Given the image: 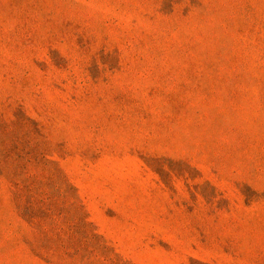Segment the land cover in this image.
Listing matches in <instances>:
<instances>
[{"label": "rangeland", "instance_id": "374dc122", "mask_svg": "<svg viewBox=\"0 0 264 264\" xmlns=\"http://www.w3.org/2000/svg\"><path fill=\"white\" fill-rule=\"evenodd\" d=\"M0 264H264V0H0Z\"/></svg>", "mask_w": 264, "mask_h": 264}]
</instances>
